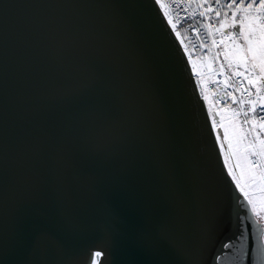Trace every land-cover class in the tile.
Masks as SVG:
<instances>
[{"label":"water","instance_id":"obj_1","mask_svg":"<svg viewBox=\"0 0 264 264\" xmlns=\"http://www.w3.org/2000/svg\"><path fill=\"white\" fill-rule=\"evenodd\" d=\"M257 227L154 0H0V264H232Z\"/></svg>","mask_w":264,"mask_h":264},{"label":"built area","instance_id":"obj_2","mask_svg":"<svg viewBox=\"0 0 264 264\" xmlns=\"http://www.w3.org/2000/svg\"><path fill=\"white\" fill-rule=\"evenodd\" d=\"M156 2V0H154ZM251 0H160L159 7L163 17L177 38L186 58L188 59L197 87L202 97L207 99L202 75L197 71V65L205 66L203 73H209L211 81L207 85L212 103L219 109L234 106L249 134L254 132V124H261L257 113L264 105V92L257 91L247 85L245 75L254 80L260 79L259 73L251 67L240 69V73L231 75L223 65L220 49L233 34L231 24L233 13L236 20L242 15L259 13L253 9H241V3L247 5ZM230 5V7H229ZM219 14V15H217ZM221 21L225 26L221 27ZM257 23L260 21L256 19ZM255 108V111H253ZM247 113V115H245ZM245 120L248 122L245 123ZM252 161L255 168L263 170L261 156L258 152Z\"/></svg>","mask_w":264,"mask_h":264},{"label":"rangeland","instance_id":"obj_3","mask_svg":"<svg viewBox=\"0 0 264 264\" xmlns=\"http://www.w3.org/2000/svg\"><path fill=\"white\" fill-rule=\"evenodd\" d=\"M243 16L245 15L241 17ZM240 18L237 19L238 27ZM250 24L258 26L256 19L246 20L243 36L232 27L233 34L229 37L230 40L225 42L224 46L220 49V56L223 59L224 68L231 75H235L236 71L240 73L239 70L241 68H252V61L247 58L249 54L246 51L245 45V37L250 35ZM251 38L254 41L253 46L258 47L261 40L264 39L259 27L252 29ZM226 49L227 52L225 53ZM202 67L205 69V66ZM256 69L259 75L264 77V72H261L259 67H256ZM203 75L211 81L207 70ZM245 77L247 85H257L248 75H245ZM205 94L213 128L216 131L226 165L239 185V188L241 189V186L243 187L244 191L242 192L244 195L247 193V196L253 201V205H255L260 216L258 217L254 214L258 221L263 223L264 228V145L259 142L260 140H264V130L261 129V124H254V132L253 134H249L237 114L236 107L229 106L225 109H219L212 103L207 90H205ZM253 152L260 154L263 170L252 166L254 156L251 153ZM253 205H250L251 208Z\"/></svg>","mask_w":264,"mask_h":264},{"label":"snow or ice","instance_id":"obj_4","mask_svg":"<svg viewBox=\"0 0 264 264\" xmlns=\"http://www.w3.org/2000/svg\"><path fill=\"white\" fill-rule=\"evenodd\" d=\"M156 2L159 5L160 0H156ZM255 3L256 0H251V2H249L247 5L241 3L240 8L237 9V11H240L241 9H245V10L253 9ZM255 11L259 13V15L254 19H258L260 21V24L258 26L255 24H250V35L248 37H245V45H246V51L249 54L247 58L251 59L253 70H255L256 67H259L261 69V72H264V39L261 40V43L258 47H254L253 46L254 41L251 38L252 29L256 27H259L262 37H264V0H259L258 4L255 7ZM251 19L253 18H251L247 14L240 18L238 32L241 36L244 35L245 21ZM224 26H225V22L221 21V27ZM228 26L236 28L237 20H236L235 12L233 13V19L231 21V24H229ZM257 91H259V89ZM253 111H255V108H253ZM245 115H247V113H245ZM257 115L259 116V120L262 122L260 127L262 130H264V105L260 106V112L257 113ZM247 122L248 121L245 120V123ZM259 142L262 145H264V140H260ZM251 155L255 156L257 155V153L253 152L251 153ZM256 166L258 165H256L255 162H253V167ZM241 191H244L242 186H241ZM245 197L248 199V205H253V201L251 200L250 197L247 196V193H245ZM244 207L247 208V205H245ZM252 212L255 213L258 217L260 216V213L257 212L255 205H253L252 207ZM247 218L249 220L251 219V213ZM243 237L244 234L242 232L240 247L237 250L236 256L233 258L232 264H245L246 258H250V264H264V228L261 227L256 228L255 237L254 239H252L250 246L247 248L245 247L246 241ZM101 255H103L102 252L100 251L95 252L92 257V260L98 261V258ZM218 264H220L219 261Z\"/></svg>","mask_w":264,"mask_h":264},{"label":"crops","instance_id":"obj_5","mask_svg":"<svg viewBox=\"0 0 264 264\" xmlns=\"http://www.w3.org/2000/svg\"><path fill=\"white\" fill-rule=\"evenodd\" d=\"M248 16H250L251 18H255V16H253V15H248ZM257 22V21H256ZM258 24V23H257ZM259 25V24H258ZM238 26L235 28V31L236 32H238ZM227 52V49L225 50V53ZM197 68H198V72L202 75V81H203V83H204V85H205V90H207V85H208V83L210 82L208 79H207V77L206 76H204L203 75V67H202V65H197ZM240 71V70H239ZM238 71V72H239ZM255 71L257 72V73H259L258 72V70L255 68ZM236 74H237V71H236ZM253 81L255 82V83H257V85L255 84V85H252V84H250V86H252V87H254L255 89H259L260 91H262V92H264V86H263V82H264V77L262 76V75H260V79H258V80H254L253 79Z\"/></svg>","mask_w":264,"mask_h":264}]
</instances>
